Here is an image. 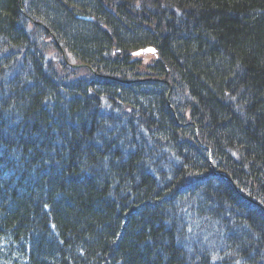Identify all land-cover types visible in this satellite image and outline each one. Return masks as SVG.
Segmentation results:
<instances>
[{
  "label": "trees",
  "instance_id": "trees-1",
  "mask_svg": "<svg viewBox=\"0 0 264 264\" xmlns=\"http://www.w3.org/2000/svg\"><path fill=\"white\" fill-rule=\"evenodd\" d=\"M0 264H264V0H0Z\"/></svg>",
  "mask_w": 264,
  "mask_h": 264
},
{
  "label": "water",
  "instance_id": "water-1",
  "mask_svg": "<svg viewBox=\"0 0 264 264\" xmlns=\"http://www.w3.org/2000/svg\"><path fill=\"white\" fill-rule=\"evenodd\" d=\"M87 20H89V18ZM144 53H155V50L153 48H147V49H143L137 52L135 55H142ZM79 67H82V66H75V68H79Z\"/></svg>",
  "mask_w": 264,
  "mask_h": 264
}]
</instances>
